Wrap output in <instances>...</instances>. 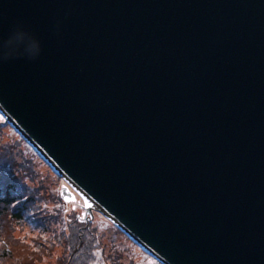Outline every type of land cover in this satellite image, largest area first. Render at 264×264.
<instances>
[{
	"label": "water",
	"instance_id": "water-1",
	"mask_svg": "<svg viewBox=\"0 0 264 264\" xmlns=\"http://www.w3.org/2000/svg\"><path fill=\"white\" fill-rule=\"evenodd\" d=\"M18 23L41 53L0 61V110L91 212L165 264H264V0H0Z\"/></svg>",
	"mask_w": 264,
	"mask_h": 264
},
{
	"label": "trees",
	"instance_id": "trees-1",
	"mask_svg": "<svg viewBox=\"0 0 264 264\" xmlns=\"http://www.w3.org/2000/svg\"><path fill=\"white\" fill-rule=\"evenodd\" d=\"M0 116L4 118L0 121V127H11L61 178V185L63 181L66 182L1 111ZM7 148L9 147L0 143V220H4V217L11 220V230H14L15 223L26 225L29 230L24 236L17 232L10 234L8 228L1 224L4 228L2 230L0 227V264H39L46 252L57 253L58 246L62 250L54 257L57 264H117L123 256V250L117 248V242L139 247L158 264H164L107 218L105 220L113 226H110L113 243L108 247L106 234L99 231L96 224L94 214L97 211L91 214L85 207V218L77 211L67 212L66 203L61 197L65 193L61 186L57 189L58 182L54 190L39 189V186L35 187V191L32 190L26 179L33 178V164L29 159L23 158L22 166H18L17 161L13 160V152L6 150ZM32 226L35 230H32Z\"/></svg>",
	"mask_w": 264,
	"mask_h": 264
},
{
	"label": "rangeland",
	"instance_id": "rangeland-1",
	"mask_svg": "<svg viewBox=\"0 0 264 264\" xmlns=\"http://www.w3.org/2000/svg\"><path fill=\"white\" fill-rule=\"evenodd\" d=\"M3 119L4 118L0 116V121H3ZM0 143H3V145L9 147L6 150H8L9 152H13V160L15 162L17 161L18 166H22L23 163L21 161H23V158L29 159L31 164H33V178L32 180L29 178L26 179L27 185H29L32 190L35 191L36 186H39V189L54 190V187L56 188V183L58 182L57 189H59V187L61 186L64 191V187H67V190L69 192L67 194H62L61 196L63 201L66 203L67 212L77 211L82 218L87 217V211L85 208L87 204L85 199H83L82 196L67 182L63 181L61 185V178L56 175V173L47 163L45 164L42 158L38 156V154L32 148H30L25 142L22 141L20 136H18V134L11 127L5 125L0 127ZM94 215L99 231L106 234L108 247H111V243H113V232L110 229V226H113L107 220H105L107 218L104 215L98 212ZM0 222V227H2L1 229L3 230L4 227H7L10 231V234L17 232L19 235L24 236L25 233L29 230L28 226H20L16 223L14 230H11V220H8L7 217H4V220L1 219ZM1 224H4V227ZM32 230H35L34 226H32ZM6 232L4 233L5 236ZM117 245L118 249H120L121 251L123 250V256H121L118 262H116L117 264H122V262L123 264H158L152 256L145 254L139 247H136L132 244L131 246H129L125 242H117ZM61 250V246H58L57 253H60ZM57 253L46 252L44 257H42V260L39 261V264H57L56 259L54 258L57 256Z\"/></svg>",
	"mask_w": 264,
	"mask_h": 264
},
{
	"label": "clouds",
	"instance_id": "clouds-1",
	"mask_svg": "<svg viewBox=\"0 0 264 264\" xmlns=\"http://www.w3.org/2000/svg\"><path fill=\"white\" fill-rule=\"evenodd\" d=\"M24 29L22 35L25 39L17 45L15 40L17 38V30ZM41 53V47L34 38V35L26 30L22 23H18L7 38L0 39V61H7L12 58L26 56L29 59L37 58Z\"/></svg>",
	"mask_w": 264,
	"mask_h": 264
}]
</instances>
